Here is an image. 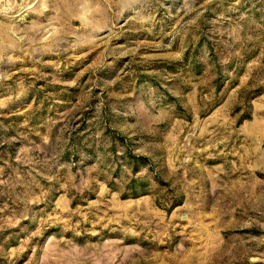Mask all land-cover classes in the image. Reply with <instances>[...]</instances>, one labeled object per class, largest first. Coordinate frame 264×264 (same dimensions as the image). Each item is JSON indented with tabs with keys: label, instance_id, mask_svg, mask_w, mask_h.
I'll return each instance as SVG.
<instances>
[{
	"label": "rangeland",
	"instance_id": "374dc122",
	"mask_svg": "<svg viewBox=\"0 0 264 264\" xmlns=\"http://www.w3.org/2000/svg\"><path fill=\"white\" fill-rule=\"evenodd\" d=\"M0 264H264V0H0Z\"/></svg>",
	"mask_w": 264,
	"mask_h": 264
}]
</instances>
